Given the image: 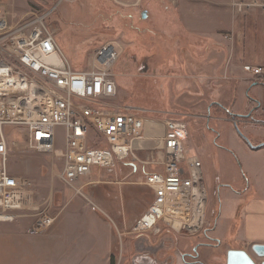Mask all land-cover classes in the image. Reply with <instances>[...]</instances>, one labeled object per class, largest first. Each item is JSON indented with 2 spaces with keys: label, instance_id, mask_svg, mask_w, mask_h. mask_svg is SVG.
Segmentation results:
<instances>
[{
  "label": "rangeland",
  "instance_id": "1",
  "mask_svg": "<svg viewBox=\"0 0 264 264\" xmlns=\"http://www.w3.org/2000/svg\"><path fill=\"white\" fill-rule=\"evenodd\" d=\"M5 1L14 26L25 23L35 14L55 8L49 24L56 31L63 52L76 70L90 69L92 58L102 44L119 42L122 54L114 72L118 82H122L119 83L120 102L140 109L150 118L183 121L189 130L187 144L201 149L202 159L211 162L212 173L226 171L233 175L242 169L236 156L221 154L215 149L221 142L231 145L236 140L231 128H236L238 132L240 127L250 135L249 129L237 122L239 116L233 119L228 115L234 113L224 107L220 99H226L223 95L207 92L200 96L192 93L181 96L183 90L172 88L186 74L182 40L175 41V45L164 41L156 49L158 46L155 42L148 38L141 39L140 29L147 27L146 22H142L141 10L127 11L120 0ZM127 3L132 4L134 0ZM143 53L150 56L144 70L140 65L141 60L146 58ZM246 74L252 78L251 74ZM176 76L179 79H173ZM123 78L127 79L125 85ZM229 82L237 88L243 86L241 82L245 81L229 77ZM237 110L242 111L243 106L240 105ZM227 119L233 121V125L230 122L226 124ZM216 130L223 131V140L219 139ZM5 131L13 139L21 134L19 128L5 127ZM56 136L58 145H62L65 139L62 127L57 128ZM150 143L154 146L159 144ZM22 147L21 141L9 158L8 167L14 174L28 179L32 191L25 208L14 212L16 217L13 221H0V264H105L102 261L104 257L99 255L102 256L107 250H112L114 254L107 256L109 260L106 264L124 263L126 259L130 264L137 254L151 250L149 246L154 251L166 247L168 241H165V234L174 230L164 223L163 231L156 238L146 236L144 239H138L131 232L134 224L122 226L125 221L135 218L136 214L139 217L145 212L154 198L153 190L147 186L129 189L122 185L130 178L127 176L129 169L138 167L142 170L141 166L128 160L99 173L95 170L90 176L71 185L60 179L61 165L56 164L50 155L24 151ZM139 174L143 175L141 171ZM213 198V193L209 192L205 209L206 228L211 227L215 218L209 211L210 199L212 201ZM44 214L53 217L54 223L43 233L31 234L30 229ZM205 227L199 233L205 231ZM116 238V244L107 248ZM127 240H131L129 244H126ZM159 252L157 250L152 257L156 259L157 254L158 262H165L166 259L159 256ZM145 263L148 264V261L145 260Z\"/></svg>",
  "mask_w": 264,
  "mask_h": 264
},
{
  "label": "built area",
  "instance_id": "2",
  "mask_svg": "<svg viewBox=\"0 0 264 264\" xmlns=\"http://www.w3.org/2000/svg\"><path fill=\"white\" fill-rule=\"evenodd\" d=\"M231 5L238 12L264 11V0H231ZM54 10L14 26L8 4L0 0V221H13L32 191L29 180L8 167L22 141L24 151L50 155L61 165L60 179L71 185L128 160L141 166L154 200L132 228L138 239L158 236L163 223L177 232L199 233L206 224L209 190L203 162L187 144V125L147 117L120 102L114 72L122 54L119 42L99 46L90 69L73 68L49 24ZM244 71L264 83V66L246 64ZM5 127L21 134L13 139ZM58 127L65 135L60 146ZM54 220L44 214L29 232L43 233ZM149 247L132 263H173H159Z\"/></svg>",
  "mask_w": 264,
  "mask_h": 264
},
{
  "label": "crops",
  "instance_id": "3",
  "mask_svg": "<svg viewBox=\"0 0 264 264\" xmlns=\"http://www.w3.org/2000/svg\"><path fill=\"white\" fill-rule=\"evenodd\" d=\"M127 1H119L127 11H148L147 18L142 21L147 27L140 29L141 39L155 42L156 49L164 41L175 45V41L182 40L186 74L177 86L173 83L172 88L183 90L181 96L185 93L200 96L207 92L223 95L226 99H220L224 107L239 116L237 122L245 124L250 135L243 130L244 133L250 140L264 143V83L250 78L243 70L246 64L264 66V11L238 12L232 8L231 0H134L132 4ZM145 56L140 63L142 70L147 68L146 60L150 57ZM229 77L245 82L236 88L229 82ZM126 81L123 78L124 85ZM118 83L121 84V80ZM240 105L242 111L237 110ZM226 122L233 121L227 119ZM231 132L236 140L231 145L221 142L215 152L232 154L239 159L242 169L233 175L226 171L212 173L211 162L202 159L201 149L188 145L203 162L205 181L214 195L209 211L215 218L211 227L202 233L174 231L165 234L166 247L156 248L155 252L160 251L159 256L171 259L172 264H227L231 249L245 250L258 263L264 261L253 251L254 244H264V146L253 148L241 138L236 128H231ZM222 133V130H216L219 139L223 138ZM140 171L143 174L139 168L129 169L127 176L130 178L122 185L129 189L147 188ZM145 212L139 217L136 214L122 226L135 225ZM116 242L117 238L107 248H112ZM112 254V250H107L99 257H104L102 261L106 264L107 256ZM126 261L118 264H128Z\"/></svg>",
  "mask_w": 264,
  "mask_h": 264
},
{
  "label": "water",
  "instance_id": "4",
  "mask_svg": "<svg viewBox=\"0 0 264 264\" xmlns=\"http://www.w3.org/2000/svg\"><path fill=\"white\" fill-rule=\"evenodd\" d=\"M148 16V11L144 10L142 12V17L146 19ZM253 251L258 258L264 259V244L257 243L253 245ZM227 264H264L256 262L245 250L231 249L228 252Z\"/></svg>",
  "mask_w": 264,
  "mask_h": 264
},
{
  "label": "trees",
  "instance_id": "5",
  "mask_svg": "<svg viewBox=\"0 0 264 264\" xmlns=\"http://www.w3.org/2000/svg\"><path fill=\"white\" fill-rule=\"evenodd\" d=\"M228 115L233 119L238 118V115H234L231 113H229ZM238 133L251 147L258 149V148H262L264 146V143L254 142V141L250 140V138L244 134L243 129L240 127L238 128Z\"/></svg>",
  "mask_w": 264,
  "mask_h": 264
}]
</instances>
